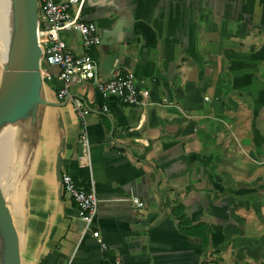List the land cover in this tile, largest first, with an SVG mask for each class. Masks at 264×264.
<instances>
[{
    "label": "crops",
    "instance_id": "1",
    "mask_svg": "<svg viewBox=\"0 0 264 264\" xmlns=\"http://www.w3.org/2000/svg\"><path fill=\"white\" fill-rule=\"evenodd\" d=\"M81 16L100 34L97 77L132 71L150 102L72 82L70 96L90 108L85 148L70 98H56V79L44 86L49 102L20 129L40 159L24 162L31 174L9 205L19 264H264V0H85ZM247 104L256 116L242 133ZM57 153L62 171L94 188L104 249L79 232Z\"/></svg>",
    "mask_w": 264,
    "mask_h": 264
},
{
    "label": "built area",
    "instance_id": "2",
    "mask_svg": "<svg viewBox=\"0 0 264 264\" xmlns=\"http://www.w3.org/2000/svg\"><path fill=\"white\" fill-rule=\"evenodd\" d=\"M84 1L36 0V41L40 48L38 73L42 83L41 90L52 79L58 81L55 96L58 99L70 98L72 109L80 119L78 140L86 148L88 143L85 115L90 108L81 97L70 96L69 87L72 82L91 83L103 97L111 95L124 104L146 105L150 101L148 88L137 83L132 71L123 72L116 68L105 79L97 77V60L91 50L100 42V34L94 22L81 16ZM62 32L77 38L79 52H74L67 46ZM102 108L106 109V104ZM60 186L61 191L73 200L76 216L82 220L80 234L91 230V235L104 249L106 244L92 225L97 208L94 188L79 184L69 172L62 170ZM130 200L137 207L143 205V201L136 196H131ZM36 264L49 263L39 260Z\"/></svg>",
    "mask_w": 264,
    "mask_h": 264
},
{
    "label": "water",
    "instance_id": "3",
    "mask_svg": "<svg viewBox=\"0 0 264 264\" xmlns=\"http://www.w3.org/2000/svg\"><path fill=\"white\" fill-rule=\"evenodd\" d=\"M15 20L14 47L8 64L0 76V123H14L34 114L38 104L47 101L41 95L42 83L38 73L40 48L36 41V0H12ZM109 60L116 56L114 51H106ZM32 116V115H31ZM61 157L56 154L54 175L61 191ZM0 228L3 245L0 263L19 264L18 234L10 209L0 189Z\"/></svg>",
    "mask_w": 264,
    "mask_h": 264
},
{
    "label": "rangeland",
    "instance_id": "4",
    "mask_svg": "<svg viewBox=\"0 0 264 264\" xmlns=\"http://www.w3.org/2000/svg\"><path fill=\"white\" fill-rule=\"evenodd\" d=\"M4 20H2L0 23V26L3 27V30H4V27L6 26L5 25L6 21L4 23ZM1 44L2 43H1V39H0V61L2 63V69H3L9 62V58H10V55L12 53V50L10 49V43L8 42L7 45L9 47L7 48L8 49L7 52H9V53H7V55H4V47ZM256 47H258V44L255 45V48ZM263 47H264V44H261L259 46L260 49H262ZM255 48L252 47L250 49L252 50ZM248 50H249V47H248ZM257 54L260 58L261 57L260 51H257ZM45 83H47V82H45ZM75 95L80 96V93L79 94L76 93ZM251 98H252V96H251ZM249 104H250V102H249ZM249 104H247L246 109H242V110L240 109L241 114H244V116L247 117V119H246L247 122L241 123V132L242 133L249 131L250 125L252 123L251 120H253L254 117L256 116V114H254L252 109L249 107ZM24 120H25L24 118H21V119L17 120L16 122L12 123V128L8 131V134H9L8 137L1 140L2 142L0 143V160H1V157L8 154V152L10 154V163L6 167L5 171H3V169L5 168L3 166V164H4L3 161L0 163V183L3 182V184H4V182H5L3 188H1V189L3 192L4 198H5V201H6L8 207L10 209V212H13V208L10 207V206H12L13 196H15L16 199H18V197L15 194L20 193L21 186L24 185V183L26 182V179H28V174L29 175L31 174V172L27 168H25V170L23 169L24 162H29V163L31 162L32 163V161L34 162L36 160L38 155H41V153L38 152V151H40V147L38 148V151L36 149V152L31 154V152H33V149L35 148V147L31 148V146H30V144H32V142L30 143L31 138H26L25 136H22L20 134L21 133L20 129H21V126L24 124ZM34 123H35V120L31 124L32 127L35 126ZM253 123H256V122H253ZM7 142H9V143H7ZM231 158H233V156H231ZM5 163H7V162H5ZM39 169L40 168H38L37 169L38 171H35V172L32 171V173L41 176L42 172ZM2 172H3V174H2ZM4 173H5V175H4Z\"/></svg>",
    "mask_w": 264,
    "mask_h": 264
},
{
    "label": "bare ground",
    "instance_id": "5",
    "mask_svg": "<svg viewBox=\"0 0 264 264\" xmlns=\"http://www.w3.org/2000/svg\"><path fill=\"white\" fill-rule=\"evenodd\" d=\"M2 20H4V23L6 21V24H5L6 26L4 27V30H3V27L0 26V39H1V43H2L1 45L4 47V55H7V53H9V52H7L8 51L7 48L9 47L7 44L9 42L10 43V49L13 50L14 38H15V33H16L14 13H13V1L12 0H2V1L0 0V23ZM11 128H12L11 122H5L4 121V122L0 123V143L2 142L1 140L8 137V135H9L8 131ZM7 143H9V142H7ZM2 161L4 163L3 166L5 167L3 169V171H5L6 167L10 163L9 152H8V154L1 157L0 163ZM5 162H7V163H5ZM2 174H3V172H2ZM4 175H5V173H4ZM4 184H5V182H4ZM4 184H3V182L0 183V189L3 188ZM2 243H3V238H2L1 228H0V253H1L2 245H3ZM0 264H2V261Z\"/></svg>",
    "mask_w": 264,
    "mask_h": 264
},
{
    "label": "trees",
    "instance_id": "6",
    "mask_svg": "<svg viewBox=\"0 0 264 264\" xmlns=\"http://www.w3.org/2000/svg\"><path fill=\"white\" fill-rule=\"evenodd\" d=\"M184 220H185V219H184ZM186 226H190V225H187V224L185 225V224H184V227H186Z\"/></svg>",
    "mask_w": 264,
    "mask_h": 264
}]
</instances>
